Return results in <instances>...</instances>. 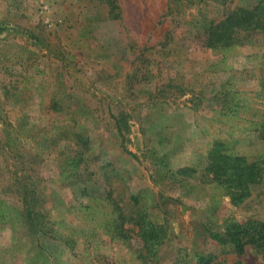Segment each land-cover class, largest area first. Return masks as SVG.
Segmentation results:
<instances>
[{
    "label": "rangeland",
    "instance_id": "obj_1",
    "mask_svg": "<svg viewBox=\"0 0 264 264\" xmlns=\"http://www.w3.org/2000/svg\"><path fill=\"white\" fill-rule=\"evenodd\" d=\"M115 1L112 11L108 0H0V112L13 123L28 120L16 153L0 118V261L170 264L186 257L198 264L197 253H213L210 264H264V250L237 254L205 231L264 220V176L234 204L204 170L216 141L264 168L256 129L264 114V36L216 49L192 41L225 5L258 0L184 2L180 14H166L167 0ZM134 72L147 78L132 81ZM120 109L130 113L123 143L110 115ZM76 131L88 138L87 172L64 178L58 161ZM39 134L53 139L50 148L33 139ZM152 145L170 168L197 171L157 181L146 151ZM22 179L36 187L57 234L77 241L73 248L59 235L37 238L27 230ZM108 190L122 205L137 194L152 220L166 225L154 259L137 257V238L126 243L108 231Z\"/></svg>",
    "mask_w": 264,
    "mask_h": 264
},
{
    "label": "trees",
    "instance_id": "obj_2",
    "mask_svg": "<svg viewBox=\"0 0 264 264\" xmlns=\"http://www.w3.org/2000/svg\"><path fill=\"white\" fill-rule=\"evenodd\" d=\"M207 0H167L166 14H180L182 4L191 5L195 2H206ZM218 1V0H215ZM223 1V0H222ZM112 6V11L116 7L115 0H108ZM118 16V13L116 14ZM168 35L161 42L165 45L168 42ZM259 36H264V0H258L250 7L239 5H225L223 12L210 18L204 29L195 34L192 38L193 45L201 48H230L237 45L251 44ZM132 81H139L147 78H139L134 72L129 76ZM172 85V84H169ZM180 88V86H178ZM59 100L53 101V106L61 107ZM114 118L115 128L121 136V143L126 138L125 130L128 128L130 113L120 109L118 112L110 111ZM0 112V118H2ZM28 123L25 118L13 123L6 118H2L3 135L6 144L11 145L16 153H19V143L23 139V126ZM258 137L264 139V114L256 127ZM66 136L69 134L65 133ZM82 133L76 131L72 134L70 142L66 144L65 153L58 161V173L61 177L78 179L87 172V161L84 149L88 144V138H83ZM34 137V136H33ZM44 148H50L53 139L44 134H39L38 138H33ZM83 139V140H82ZM153 166V174L157 181L164 183L169 179H185L192 176L197 168L194 166H181L172 169L169 166L166 157L156 146H149L146 149ZM133 153V152H132ZM136 157L137 154L133 153ZM204 170L211 174L210 181L222 185L229 194L234 204H240L251 193L252 184L258 183L264 176V168L260 161H249L242 154H233L223 147L222 143L216 141L207 151ZM21 180V179H20ZM23 180V179H22ZM24 181V180H23ZM24 202V219L27 230L38 238L39 235H49L70 245L73 248L77 241L73 237L67 238L58 229L54 227L48 217L43 204L40 203L36 187L29 185L26 181L18 188ZM106 199L112 204V219L108 231L113 236L130 243L131 239L137 238L140 246H134L137 257L143 261H149L155 258L158 248L168 237V230L164 223L156 222L149 216L146 208L139 204L140 198L132 193L129 196V203L121 204V201L113 196V190L107 192ZM132 202V203H130ZM206 234L216 241L220 246H228L229 249L237 254H242L248 246H253L259 250H264V220L250 218L245 221H230L223 230L205 229ZM213 253H197L198 264H210L215 260ZM0 264H6L0 261ZM170 264H189L186 257H179Z\"/></svg>",
    "mask_w": 264,
    "mask_h": 264
}]
</instances>
